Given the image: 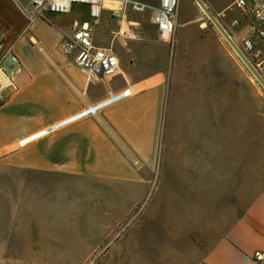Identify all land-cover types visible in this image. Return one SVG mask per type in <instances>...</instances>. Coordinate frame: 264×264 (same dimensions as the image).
Returning <instances> with one entry per match:
<instances>
[{
	"label": "crops",
	"instance_id": "crops-1",
	"mask_svg": "<svg viewBox=\"0 0 264 264\" xmlns=\"http://www.w3.org/2000/svg\"><path fill=\"white\" fill-rule=\"evenodd\" d=\"M7 1L12 9L0 10V215L5 210L9 214V173L14 169L46 175L53 203L59 194L104 192L107 183L129 185L138 201L157 169L167 168L165 159H174L183 170L196 173L204 169L208 160L202 158L204 143L200 138L168 136L164 75L160 70L137 68L150 64L155 49L151 9L142 12L146 9L134 10L128 4L122 7L116 1L104 0L94 21L85 4L74 3L61 13L82 12L65 23L60 12L30 19L17 2ZM158 1L143 2L156 5ZM224 12L214 13L225 20ZM242 12L250 15L247 9ZM74 19L84 25L87 22L93 43L118 57L121 73L109 80L113 85L108 84V75L94 74L76 65L71 53L60 51L58 43L70 34ZM121 29L126 34L119 33ZM235 33L237 37L244 34ZM164 43L157 41L165 49ZM112 96L115 98L110 100ZM182 145L186 148H180ZM88 181L97 186L87 185ZM159 183L153 190L166 189L164 182ZM242 192L237 205H230L238 211L221 235L213 227L218 219L217 204L202 203L197 221L205 231L189 226L175 231L179 239L169 243L166 264H264V183L253 197L246 195L244 186ZM0 226L1 258L10 252V219L0 218ZM256 251L261 252L260 259H255Z\"/></svg>",
	"mask_w": 264,
	"mask_h": 264
},
{
	"label": "rangeland",
	"instance_id": "rangeland-1",
	"mask_svg": "<svg viewBox=\"0 0 264 264\" xmlns=\"http://www.w3.org/2000/svg\"><path fill=\"white\" fill-rule=\"evenodd\" d=\"M233 1L203 0L217 19L214 12L225 11L226 19L218 20L237 40L235 31L244 33L251 15L245 16ZM7 9H12L8 1L0 0V10ZM81 12L59 15L66 23ZM233 18L235 27L225 24ZM153 31V60L137 68L160 70L164 75L168 136L200 138L204 143L202 158L208 160L204 169L196 173L183 170L174 159H165L167 168L161 167L165 175L161 168L158 175V168L138 201L129 185L107 183L104 192L59 194L55 203L46 175L11 170V207L9 214L5 210L0 215L10 219V252L0 258V264H166L169 243L179 239L175 231L186 226L205 231L197 221L202 203L217 204L218 219L213 227L221 235L238 211L230 205L236 206L238 197L244 196L242 187L253 197L263 186V87L194 0H178L177 25L170 38L157 26ZM157 41L165 42V49ZM119 67L108 74V84L113 85L109 80L121 73ZM176 163L181 166L177 159ZM160 180L166 189L153 190ZM87 185L97 183L88 181ZM2 196L0 193V203ZM169 233L172 237H167Z\"/></svg>",
	"mask_w": 264,
	"mask_h": 264
},
{
	"label": "built area",
	"instance_id": "built-area-1",
	"mask_svg": "<svg viewBox=\"0 0 264 264\" xmlns=\"http://www.w3.org/2000/svg\"><path fill=\"white\" fill-rule=\"evenodd\" d=\"M23 12L32 19L45 15L47 12H67L74 3L85 4L89 16L97 21L104 0H14ZM119 2L123 7L129 5L134 10L151 9V21L165 37L170 38L176 28V8L178 0H159L156 5H150L139 0H111ZM232 5L247 9L251 15L243 35L233 39L246 56L252 67L264 79V0H235ZM116 10V7L114 8ZM230 27L237 25V20L231 19ZM125 29L119 33L126 34ZM263 43L261 44V41ZM173 43V39H172ZM61 52L72 54L76 65L88 69L94 74L103 76L113 73L119 66L118 57L112 50L96 46L92 41L91 27L74 19L70 34L64 36L58 43ZM128 89L124 90L127 92ZM255 259L261 258V252L254 253Z\"/></svg>",
	"mask_w": 264,
	"mask_h": 264
},
{
	"label": "water",
	"instance_id": "water-1",
	"mask_svg": "<svg viewBox=\"0 0 264 264\" xmlns=\"http://www.w3.org/2000/svg\"><path fill=\"white\" fill-rule=\"evenodd\" d=\"M195 2L201 7V9L205 12L209 20L216 26V28L219 30V32L222 34V36L228 41V43L231 45V47L234 49L236 54L240 57V59L243 61V63L246 65V67L249 69V71L254 75L256 80L260 83V85L264 89V79L259 75V73L252 67L246 56L242 53V51L239 49L238 45L235 43V41L231 38V36L228 34L226 29L221 25V23L218 21V19L215 17V15L211 12V10L206 6V4L203 2V0H195ZM99 75L103 76L102 73H99ZM115 96H112L110 98L114 99Z\"/></svg>",
	"mask_w": 264,
	"mask_h": 264
}]
</instances>
